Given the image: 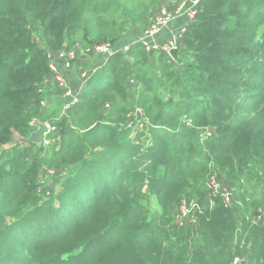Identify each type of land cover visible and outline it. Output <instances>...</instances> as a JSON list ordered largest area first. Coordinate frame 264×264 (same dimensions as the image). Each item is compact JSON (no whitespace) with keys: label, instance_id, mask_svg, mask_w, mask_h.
Returning a JSON list of instances; mask_svg holds the SVG:
<instances>
[{"label":"trees","instance_id":"1","mask_svg":"<svg viewBox=\"0 0 264 264\" xmlns=\"http://www.w3.org/2000/svg\"><path fill=\"white\" fill-rule=\"evenodd\" d=\"M159 4L0 0V264H264V0H199L176 60L136 43L65 112L48 100V53L143 34ZM34 120L43 142L19 143ZM206 198L196 224H176L181 200Z\"/></svg>","mask_w":264,"mask_h":264},{"label":"built area","instance_id":"2","mask_svg":"<svg viewBox=\"0 0 264 264\" xmlns=\"http://www.w3.org/2000/svg\"><path fill=\"white\" fill-rule=\"evenodd\" d=\"M165 0H160V4L155 10L153 18L149 21L148 25L146 26L143 36L144 37H155L160 34L161 30L166 26L168 22L174 19L178 14L183 12L188 4L192 0H177L176 4L173 8L167 9L165 5L162 3ZM188 17L190 19L193 18L195 11L188 10ZM179 38L180 36H175L171 40L164 42L163 44L156 46L155 48L151 47L148 44H143V47L147 52L151 50H157L164 55L169 56L171 50L176 49L178 50L179 46ZM127 50L124 49V52ZM76 49H62L55 53H48L47 57L50 62L51 74L46 79L45 84L51 85V87L59 90L61 93L60 98L64 100L63 111L65 112L70 107H72L77 102V96L79 93H76L74 89H72L66 80L65 76L58 72L55 68L56 61H62L64 64V68L67 70L70 68L71 62L74 61L76 56ZM86 51H95L104 56H110L112 53V45H100V46H93ZM94 71L92 72H79L78 73V80L80 81L81 87L80 90L85 86V84L90 80ZM80 86V85H79ZM79 92V91H78ZM42 107H46V102H42ZM209 133H206L208 135ZM45 137V136H44ZM44 139V138H43ZM46 144L47 142L44 141ZM225 180L218 176L217 173H212L209 175L206 181V187L210 191L212 196H218L223 200L225 205H231L233 202V193L229 188L224 187ZM206 207L211 208L213 205L212 200L209 198L206 200ZM200 205L193 201V200H181L177 206V211L175 213V222L178 226H185L187 224H196L199 214L201 213ZM190 212L194 213L192 216ZM262 210L260 211V213ZM231 264H244L243 260L239 256H234L231 261Z\"/></svg>","mask_w":264,"mask_h":264},{"label":"crops","instance_id":"3","mask_svg":"<svg viewBox=\"0 0 264 264\" xmlns=\"http://www.w3.org/2000/svg\"><path fill=\"white\" fill-rule=\"evenodd\" d=\"M199 2V0H192L187 8L181 12L180 14H178L174 19H172L170 22H168L166 24V26L161 30L160 34L155 36V37H141L143 36V34H137L135 32L126 34L122 37H120L119 39H117L115 42H113L112 45V54L117 53V52H124V49H128L130 46L136 44V43H141L142 45L148 44L151 47L155 48L156 46H159L161 44H163L164 42H167L169 40H171L173 37L175 36H180L182 34V32H184L186 30V28L188 27V25L190 24L191 20L188 17V10L191 11H195L197 3ZM165 7L167 9H171L174 7V5L176 4V2H167L164 1L162 2ZM155 13V10L152 11L147 25L149 23V21L153 18ZM146 25V26H147ZM75 49L81 53V55L79 57H77V61L80 64H84L86 65V72H92V71H96L97 69H99L107 60V58L109 56H104L98 52L95 51H82L80 49H78L77 47H75ZM171 59V58H170ZM172 60V59H171ZM73 62V61H72ZM72 62L70 65L69 69H65L64 68V64L62 61H56L55 63V68L58 72L62 73L66 80L68 81L70 87L72 89H74V91L76 93L80 92V81L78 80L77 75H75V73L73 72V68L72 67ZM81 72V71H80ZM80 85V86H79ZM79 91V92H78ZM59 97H57V95H55L54 97L51 96V98H48L49 101H53L58 99Z\"/></svg>","mask_w":264,"mask_h":264},{"label":"rangeland","instance_id":"4","mask_svg":"<svg viewBox=\"0 0 264 264\" xmlns=\"http://www.w3.org/2000/svg\"><path fill=\"white\" fill-rule=\"evenodd\" d=\"M39 42H41V38L39 37ZM79 49V48H78ZM82 51H85L86 52V50H82ZM87 53V52H86ZM81 55V53H79L78 51H76V56L77 57H79ZM72 67H74L73 68V72L75 73V75H77L78 76V73L81 71V72H85L86 70H84L85 68H83V65L84 64H80V63H78V61H77V59H75L73 62H72ZM57 94V96L59 95L60 96V94H59V90H57V89H53V90H49V91H47V96H55ZM128 121H129V125H131L133 128H135V129H137V131L139 132V131H141V130H145V132L147 133V129H149L148 127H147V121H145L143 118H141V113L140 112H136V113H134L131 117H129L128 118ZM146 138H148V139H146V140H143V142H142V144L144 145V146H149V144L151 143V141H150V135L147 133V135H146ZM145 139V138H144ZM57 174V170H50V169H44V177H45V180L47 181V183H51L52 182V179H53V177L55 176L56 178H58V175H56ZM53 179V181L54 182H56L58 179ZM51 181V182H50ZM49 185L47 184L46 186H45V188L43 189L44 190V192L47 194L48 192V190H49ZM224 187H226V188H229V189H231V187H232V185H230V184H228V183H225L224 184ZM42 190V191H43ZM206 200H207V198H206ZM206 200H205V202H206ZM193 201H195V200H193ZM196 202V201H195ZM206 205V203H204V204H202L200 207H201V209H203L204 207H206L205 206ZM156 206H155V202H154V200L152 199V208H155ZM194 213H192V212H190V215L189 216H192ZM255 221L257 222V223H260V224H262V225H264V205H263V207H262V212L255 218ZM239 232V231H238ZM241 258H242V260H243V262H244V264H246V256L244 255V254H242V256H240Z\"/></svg>","mask_w":264,"mask_h":264},{"label":"water","instance_id":"5","mask_svg":"<svg viewBox=\"0 0 264 264\" xmlns=\"http://www.w3.org/2000/svg\"><path fill=\"white\" fill-rule=\"evenodd\" d=\"M167 2H177V0H165ZM142 38L144 36H141ZM169 56L172 60H176L177 57V50L173 49L170 51ZM128 59V58H127ZM30 126L33 127L35 130L30 133L29 137L27 138H19L18 142L19 143H24L27 145H36L39 146L43 142V138L45 134L49 131V127L44 124L40 123L37 120H34L30 123Z\"/></svg>","mask_w":264,"mask_h":264}]
</instances>
